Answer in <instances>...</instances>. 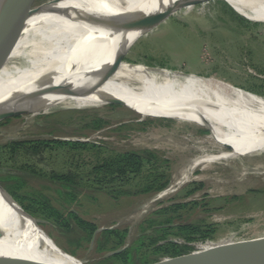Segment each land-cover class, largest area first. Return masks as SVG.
<instances>
[{
	"label": "rangeland",
	"instance_id": "1",
	"mask_svg": "<svg viewBox=\"0 0 264 264\" xmlns=\"http://www.w3.org/2000/svg\"><path fill=\"white\" fill-rule=\"evenodd\" d=\"M47 1L33 0L30 8L36 10ZM229 4L233 7L228 0H194L153 25L132 45V42L126 47L123 45L117 56L131 45L123 58L127 63L114 57L100 66L144 65L180 77L187 75L224 83L241 91L253 89L264 98V23L248 22ZM25 24L24 28L34 26ZM95 119H101L106 126L94 131ZM208 134L209 131L191 123L141 117L134 110L113 104L100 109L60 108L34 117L14 116L0 122V175L36 163L35 159L23 156L12 160L5 146L16 141L85 143L84 148L74 149V157L69 162L86 170L119 154L151 153L155 161L143 162L138 174L123 180L124 190L147 189V193L116 200L105 193L97 194L93 199L80 200L73 210L98 231L127 229V245L138 238L149 219L158 222L172 219L169 226L211 225L214 232L209 237L188 244L193 248V258L174 264H250L264 254V154L223 160L207 167L198 165L188 182L147 206L144 212L145 205L174 178L179 179L181 170L188 168L193 158L205 153L215 155L210 152L213 151L211 143H201ZM69 147L68 144L63 148L48 147L43 158L49 169L59 168ZM41 182L32 179L30 188L40 189V184H44ZM165 183L162 191L155 192ZM44 193L58 207L55 195L50 191ZM179 204L187 207L165 216L156 214ZM40 222L41 230L53 245L75 252L74 258L84 260L85 264H98L106 256L95 253L91 245L70 246L49 223ZM172 259L161 257L157 264L169 263Z\"/></svg>",
	"mask_w": 264,
	"mask_h": 264
},
{
	"label": "bare ground",
	"instance_id": "2",
	"mask_svg": "<svg viewBox=\"0 0 264 264\" xmlns=\"http://www.w3.org/2000/svg\"><path fill=\"white\" fill-rule=\"evenodd\" d=\"M192 1L49 0L30 10L25 23L34 26L24 28V23L0 59V122L60 108L87 110L113 104L141 117H164L207 129L210 134L201 143H211L215 155L193 158L144 212L188 182L198 165L263 155V97L144 65L100 66L114 57L126 62L123 57L137 38ZM228 1L248 21L264 23V0ZM39 225L0 191V264H85L61 252Z\"/></svg>",
	"mask_w": 264,
	"mask_h": 264
},
{
	"label": "trees",
	"instance_id": "3",
	"mask_svg": "<svg viewBox=\"0 0 264 264\" xmlns=\"http://www.w3.org/2000/svg\"><path fill=\"white\" fill-rule=\"evenodd\" d=\"M235 19L240 20L238 16H235ZM246 91L258 95L253 89ZM92 124L93 130L99 131L107 123L101 119H95ZM67 144L70 146L69 151L65 153L59 168L49 169L48 162L44 163L45 151L50 145L63 148ZM84 144L62 141L8 143L5 147L7 152L11 153L12 160L15 161L23 156L28 160L35 159L36 163L35 165L26 164L3 173L0 175V186L20 205L24 212L36 220L49 223L70 246L79 248L92 243L94 252L104 255L125 247L116 255L104 257L98 264H154L161 257L187 256L193 251L188 244L196 239H205L214 232L212 226L207 224L169 226L172 219L162 222L149 219L144 222L145 227L139 231L138 238L127 245V229L98 231L95 225L80 218L73 210V206L77 205L80 200L93 199L95 195L102 193L108 194L113 200L121 196H139L147 193V189L124 190L123 180L129 175L138 174L143 162L151 163L156 160V157L148 152H127L86 170L80 168L77 163L69 162L74 157L73 152L84 148ZM39 165L42 167H38ZM32 179L40 180L44 184H40V189L30 188ZM165 186L166 183L157 188L155 192L162 191ZM46 191L55 195L58 207L53 204L54 199L44 193ZM186 207V204L174 205L156 214L165 216L171 211L176 212ZM172 238L178 241L170 242ZM66 252L73 257L76 256L75 252Z\"/></svg>",
	"mask_w": 264,
	"mask_h": 264
},
{
	"label": "water",
	"instance_id": "4",
	"mask_svg": "<svg viewBox=\"0 0 264 264\" xmlns=\"http://www.w3.org/2000/svg\"><path fill=\"white\" fill-rule=\"evenodd\" d=\"M33 0H1L0 3V59L7 54V52L12 48L15 40L19 36L23 25L26 20V16L28 15L29 11L32 10L30 8L31 3ZM198 3V2H196ZM160 16V15H159ZM159 16H156L154 18H158ZM155 19V23H158V20ZM127 54V52H126ZM125 57V56H124ZM123 57V58H124ZM207 130V129H206ZM208 131V130H207ZM0 191L6 195L10 200L19 208V210L24 214L27 218H29L32 221H36L39 224L41 223L39 220H36L29 216L24 210L20 207V205L0 186ZM102 231V230H100ZM47 236V235H46ZM48 239H50L49 236H47ZM174 242V241H170ZM56 244V243H55ZM92 246V243H91ZM57 248L65 253L66 255H69L67 252H65L63 249ZM92 248V247H91ZM125 247L114 251L112 253L107 254V256L116 255L124 250ZM192 254L182 257H176L173 258L171 262L169 263H159V264H174L178 260H184L189 261L192 259ZM157 264V263H156ZM250 264H264V254L258 258L257 260L251 262Z\"/></svg>",
	"mask_w": 264,
	"mask_h": 264
},
{
	"label": "flooded vegetation",
	"instance_id": "5",
	"mask_svg": "<svg viewBox=\"0 0 264 264\" xmlns=\"http://www.w3.org/2000/svg\"><path fill=\"white\" fill-rule=\"evenodd\" d=\"M40 226V225H39ZM41 229V228H40ZM51 241V240H50ZM52 243V242H51ZM53 244V243H52Z\"/></svg>",
	"mask_w": 264,
	"mask_h": 264
}]
</instances>
